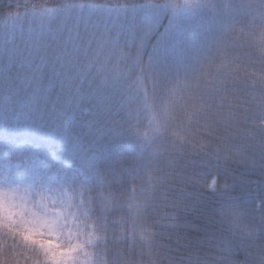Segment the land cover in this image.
Listing matches in <instances>:
<instances>
[{
	"label": "trees",
	"instance_id": "trees-1",
	"mask_svg": "<svg viewBox=\"0 0 264 264\" xmlns=\"http://www.w3.org/2000/svg\"><path fill=\"white\" fill-rule=\"evenodd\" d=\"M25 158L92 264H264V0H0V163Z\"/></svg>",
	"mask_w": 264,
	"mask_h": 264
},
{
	"label": "rangeland",
	"instance_id": "rangeland-1",
	"mask_svg": "<svg viewBox=\"0 0 264 264\" xmlns=\"http://www.w3.org/2000/svg\"><path fill=\"white\" fill-rule=\"evenodd\" d=\"M201 1L202 0H200V5ZM215 184V180H212L209 183V187L212 189L215 187ZM0 186L5 188H16L23 193L24 200H22L21 203L26 205L23 215L26 211L29 213V210H31V212H35L39 215L56 219L57 226L53 231L61 236L63 241L66 242V246H57V252L54 253L57 263L92 264L91 259L84 248L85 239L83 230L79 226V223L75 222V215L70 216L68 214L69 210H67L66 203L69 202L70 196L66 188H64V190L58 186L57 190L49 188V190L45 191V195L43 192H38L36 188L35 193L32 186L19 187L15 184L13 174L9 173L8 165L5 163H0ZM45 202L47 203V210L42 207ZM52 204L55 206H52ZM3 207L4 203L0 200L1 220L3 219ZM9 218L12 219V215H10Z\"/></svg>",
	"mask_w": 264,
	"mask_h": 264
},
{
	"label": "clouds",
	"instance_id": "clouds-1",
	"mask_svg": "<svg viewBox=\"0 0 264 264\" xmlns=\"http://www.w3.org/2000/svg\"><path fill=\"white\" fill-rule=\"evenodd\" d=\"M29 215L26 211L22 218L14 206L4 205L0 220V264H56L57 246H66V242L39 220H29Z\"/></svg>",
	"mask_w": 264,
	"mask_h": 264
},
{
	"label": "snow or ice",
	"instance_id": "snow-or-ice-1",
	"mask_svg": "<svg viewBox=\"0 0 264 264\" xmlns=\"http://www.w3.org/2000/svg\"><path fill=\"white\" fill-rule=\"evenodd\" d=\"M38 161H35L31 158H25L21 160H17L15 163L10 162L8 164V170L10 174H17V175H30L34 173L36 170V165ZM41 168L43 169L44 165L43 162H39ZM0 200L3 201L6 207L14 206L16 207L17 214L23 218V212L26 208L25 204H22L21 201L24 200V195L20 190L16 188H5L0 186ZM42 207L47 210V203L45 202ZM29 217L28 219L35 222L39 220L43 226H46L50 231L54 230L57 226V221L54 218H49L46 216L39 215L35 212H31L29 210Z\"/></svg>",
	"mask_w": 264,
	"mask_h": 264
}]
</instances>
